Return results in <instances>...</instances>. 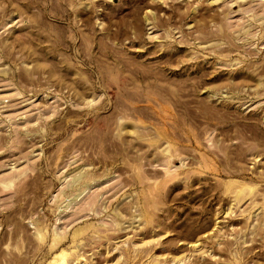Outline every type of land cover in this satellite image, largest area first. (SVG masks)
Masks as SVG:
<instances>
[{
  "label": "rangeland",
  "instance_id": "obj_1",
  "mask_svg": "<svg viewBox=\"0 0 264 264\" xmlns=\"http://www.w3.org/2000/svg\"><path fill=\"white\" fill-rule=\"evenodd\" d=\"M60 260L264 264V0H0V264Z\"/></svg>",
  "mask_w": 264,
  "mask_h": 264
},
{
  "label": "bare ground",
  "instance_id": "obj_2",
  "mask_svg": "<svg viewBox=\"0 0 264 264\" xmlns=\"http://www.w3.org/2000/svg\"><path fill=\"white\" fill-rule=\"evenodd\" d=\"M63 254L58 255L57 257L62 256ZM61 260L59 262H54V264H60Z\"/></svg>",
  "mask_w": 264,
  "mask_h": 264
}]
</instances>
